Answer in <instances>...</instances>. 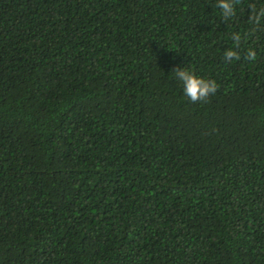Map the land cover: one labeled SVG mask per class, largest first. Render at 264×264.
I'll use <instances>...</instances> for the list:
<instances>
[{
	"label": "trees",
	"instance_id": "trees-1",
	"mask_svg": "<svg viewBox=\"0 0 264 264\" xmlns=\"http://www.w3.org/2000/svg\"><path fill=\"white\" fill-rule=\"evenodd\" d=\"M217 2L0 0V264H264V0Z\"/></svg>",
	"mask_w": 264,
	"mask_h": 264
},
{
	"label": "clouds",
	"instance_id": "clouds-1",
	"mask_svg": "<svg viewBox=\"0 0 264 264\" xmlns=\"http://www.w3.org/2000/svg\"><path fill=\"white\" fill-rule=\"evenodd\" d=\"M242 3V0H218L217 7L221 9V15L225 21L230 20L236 16L237 6ZM261 18H264V7L258 10L255 6L252 7L251 19L255 23H259ZM233 39L238 47L240 44L241 37L238 34L233 35ZM226 60L240 59L238 52L229 49L225 52ZM256 53L253 50L247 52V59L254 60ZM176 78L182 83L184 95L195 103L197 101H206L207 98L214 94L218 85L214 80H208L203 77L197 76L194 71L187 70L186 68L177 67L173 71Z\"/></svg>",
	"mask_w": 264,
	"mask_h": 264
}]
</instances>
